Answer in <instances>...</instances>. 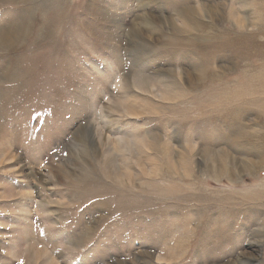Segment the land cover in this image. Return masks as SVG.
Wrapping results in <instances>:
<instances>
[{
    "label": "rangeland",
    "instance_id": "374dc122",
    "mask_svg": "<svg viewBox=\"0 0 264 264\" xmlns=\"http://www.w3.org/2000/svg\"><path fill=\"white\" fill-rule=\"evenodd\" d=\"M0 264H264V0H0Z\"/></svg>",
    "mask_w": 264,
    "mask_h": 264
}]
</instances>
